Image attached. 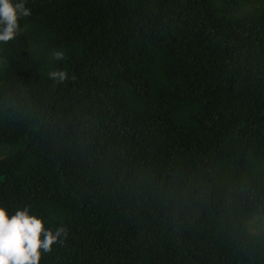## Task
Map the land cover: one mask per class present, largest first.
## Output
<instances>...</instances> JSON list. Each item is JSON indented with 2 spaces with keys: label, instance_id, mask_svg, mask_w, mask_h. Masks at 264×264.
<instances>
[{
  "label": "trees",
  "instance_id": "obj_1",
  "mask_svg": "<svg viewBox=\"0 0 264 264\" xmlns=\"http://www.w3.org/2000/svg\"><path fill=\"white\" fill-rule=\"evenodd\" d=\"M247 1L24 0L0 41V206L64 229L39 264H264L247 228L264 4L234 15Z\"/></svg>",
  "mask_w": 264,
  "mask_h": 264
},
{
  "label": "clouds",
  "instance_id": "obj_2",
  "mask_svg": "<svg viewBox=\"0 0 264 264\" xmlns=\"http://www.w3.org/2000/svg\"><path fill=\"white\" fill-rule=\"evenodd\" d=\"M30 10L24 0H0V41L14 36L19 16H27ZM60 59L62 54H55ZM50 77L63 80V71L51 72ZM64 231L46 228L42 218L29 214L27 208H17L14 213L0 206V264H39L41 252H49ZM42 237V238H41Z\"/></svg>",
  "mask_w": 264,
  "mask_h": 264
},
{
  "label": "rangeland",
  "instance_id": "obj_3",
  "mask_svg": "<svg viewBox=\"0 0 264 264\" xmlns=\"http://www.w3.org/2000/svg\"><path fill=\"white\" fill-rule=\"evenodd\" d=\"M264 4L263 1L250 0L242 4L241 7L234 13V15H242L250 13L255 9L260 8ZM3 66V61L0 58V70ZM15 151L14 147L0 145V158L11 155ZM248 230L253 234H264V215L254 216L247 222Z\"/></svg>",
  "mask_w": 264,
  "mask_h": 264
}]
</instances>
